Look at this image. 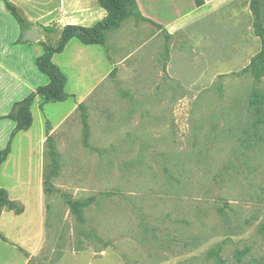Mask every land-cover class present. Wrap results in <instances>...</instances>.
<instances>
[{"label":"rangeland","instance_id":"rangeland-1","mask_svg":"<svg viewBox=\"0 0 264 264\" xmlns=\"http://www.w3.org/2000/svg\"><path fill=\"white\" fill-rule=\"evenodd\" d=\"M34 2L9 6L50 33L45 24H61L60 0ZM253 25L246 41L254 57L239 52L246 67L222 65L212 79L202 62L194 78L207 82L187 84L169 76L170 38L158 27L131 15L106 32L100 46L115 67L61 122L63 108L50 105L39 182L29 154L19 175H3L28 214L36 200L41 211L35 252L13 245L3 256L20 264H215L208 252L221 245L226 264H264V71L256 77L250 67L264 52V0ZM22 219L15 225L28 232Z\"/></svg>","mask_w":264,"mask_h":264},{"label":"crops","instance_id":"crops-1","mask_svg":"<svg viewBox=\"0 0 264 264\" xmlns=\"http://www.w3.org/2000/svg\"><path fill=\"white\" fill-rule=\"evenodd\" d=\"M252 2L204 0L203 4L198 5L196 0H136L140 20L158 27L160 32L170 37L166 66L169 76L186 84L207 82L202 79L203 74L201 79L194 78L196 71L193 70L203 67L202 62L211 69L212 79L221 74L219 67L222 65L235 68L247 66V62H242L239 52H246L249 62L255 54L246 41V37L254 41ZM29 4H35L34 0H30ZM8 5L9 0H0V152L10 147L7 160L0 167V186L7 191L10 201L18 206L21 204L19 208L22 212L5 208L0 213V264H20L18 255L7 259L2 252L13 245L35 252L39 237H34L32 229L33 225L40 222L41 211L36 200L28 214L25 200L16 197L20 192L3 184V175H19V164L29 154L32 164L37 159L32 174L37 175L38 183L40 175H43L39 168L38 149L40 139L46 137L45 116L50 105L63 108L60 117L54 120L56 123L61 122L76 109V101L86 99L94 87L111 73L109 68L115 67L116 63L112 62L100 45H84L72 39L62 53L52 57L53 63L67 77L65 92L68 99L42 105V98L36 96L31 107V128L12 136L17 127V122L11 117L15 105L50 84L49 77L36 65L38 57L45 53V45L54 47L65 26L92 27L105 19L108 13L98 0H60L57 20L61 24H45L52 27H48L50 33H43L37 28L39 39L33 41L29 35L37 27L36 21L21 15V23ZM41 9L42 13L50 12V7L42 6ZM49 34L57 35L55 42H52ZM239 46L245 48L239 49ZM31 194L32 191L29 192ZM22 218L30 220L26 226L28 232L19 230L15 225Z\"/></svg>","mask_w":264,"mask_h":264},{"label":"trees","instance_id":"trees-1","mask_svg":"<svg viewBox=\"0 0 264 264\" xmlns=\"http://www.w3.org/2000/svg\"><path fill=\"white\" fill-rule=\"evenodd\" d=\"M98 2L108 13L105 19L92 27L67 25L64 27L56 47L45 45V53L38 57L36 65L42 73L49 77L50 84L39 88L37 93L32 94L29 98L15 105L11 117L17 122V127L12 136L20 131H27L31 128L33 123L31 107L36 96L42 98V105L64 102L68 99L69 96L65 92L67 77L60 68L53 63L52 57L54 54L62 53L68 42L72 39H76L84 45H104L106 32L118 28L122 22L131 15H137L138 18L140 17L136 0H98ZM196 2L198 5H201L204 3V0H196ZM256 2L257 0H253L252 10ZM8 7L18 20L23 23L22 19L16 15L15 10L9 5ZM261 36L264 38V35ZM250 67L255 72L256 77L262 76L264 71V52L262 55H258L252 60ZM253 104H259L258 107L260 108H257L259 110L263 108V103H261L259 99L253 100ZM9 153V146L4 151L0 152V167L7 160ZM71 204L73 205V210L78 212L80 205L74 202ZM5 208L15 210L17 213L22 212V209H19L18 205L10 201L7 191L0 186V213ZM259 232L264 236V223L260 226ZM221 252L222 246L217 245L208 252V256L214 260L215 264H226ZM241 255L242 254L238 252L235 257L240 260Z\"/></svg>","mask_w":264,"mask_h":264},{"label":"water","instance_id":"water-1","mask_svg":"<svg viewBox=\"0 0 264 264\" xmlns=\"http://www.w3.org/2000/svg\"><path fill=\"white\" fill-rule=\"evenodd\" d=\"M29 38L33 41H36L39 39L38 35H37V31L35 29H33L31 31V34L29 35Z\"/></svg>","mask_w":264,"mask_h":264}]
</instances>
